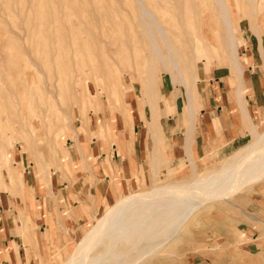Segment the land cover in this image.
<instances>
[{"label": "rangeland", "instance_id": "1", "mask_svg": "<svg viewBox=\"0 0 264 264\" xmlns=\"http://www.w3.org/2000/svg\"><path fill=\"white\" fill-rule=\"evenodd\" d=\"M138 1L155 13L178 48L182 76L194 86L193 118L188 115L183 86L173 83L170 73L154 58L138 19ZM195 1L200 4L192 5L190 24H182L175 17L184 10L174 7V0H0V154L7 151L6 156L0 155V231L6 228L2 226L5 219L9 231L17 227L16 245L4 249L6 264L65 263L84 232L121 195L187 181L192 177L191 161L195 176H202L253 141L248 120L249 136L241 147L229 154L199 158L191 147L177 152L176 141L165 130L173 118L188 134L204 104L213 101L217 77L226 72L238 85L241 81L216 6L210 0ZM229 7L239 52L247 28L254 31L264 25V0H230ZM202 11L208 17L203 27L199 21ZM193 38L200 47L190 42ZM158 44L164 53L160 39ZM48 83H55L54 102L44 95ZM40 118L46 119L43 126L37 121ZM25 121L32 122L34 133L30 134ZM70 126L78 131L79 140ZM256 126L257 132L264 131V123ZM182 132L183 128L177 134ZM101 133L107 144L122 143L125 149L130 144L127 136L142 139L144 161L135 187L120 192L116 187L117 192L98 202L93 213L74 217L59 188L62 183L70 187L76 182L82 175L76 174L79 169L92 183V164L87 157L82 161L81 151L85 154V146H92L95 139L102 141ZM78 155L77 163L69 162ZM7 173L13 178L10 187ZM15 175L20 184L14 181ZM239 190L225 202L203 201L197 214H192L194 218L213 215L216 227L204 224L195 231L183 225L176 244L172 241L159 247L146 264H264V180ZM47 196L52 198L56 215L50 234L42 235L40 254L34 251L30 256L25 246L31 247L27 234L35 228L34 203ZM48 229L45 218L41 231ZM186 256L191 257L189 263Z\"/></svg>", "mask_w": 264, "mask_h": 264}, {"label": "bare ground", "instance_id": "2", "mask_svg": "<svg viewBox=\"0 0 264 264\" xmlns=\"http://www.w3.org/2000/svg\"><path fill=\"white\" fill-rule=\"evenodd\" d=\"M194 1L174 0V7L180 6L182 10H184L183 14L180 15L178 13V15H176V21H183L182 24H190L191 7L192 5L200 4L196 3V1L195 4H192ZM210 1L216 6L217 15L222 21V26L225 27L226 44L229 49V54L232 57V62L236 71L241 76L242 68L237 56L238 42L232 27L229 7L230 0ZM252 2V5H254L255 2L251 1L250 3ZM137 4L140 9L138 19L143 27V34H145L150 41L154 58L161 62L165 71L170 73L173 83H178L183 86L184 95L188 102V115L193 118L195 113L193 110L195 104L194 86H192V82L190 84L186 82L182 76L178 61L181 55L178 48H176L170 40L171 36L167 33L165 27L161 25L155 13L154 15L150 13L141 5L140 1H138ZM255 5H258V3ZM251 7L253 9V6ZM206 20H208V17L205 15V12L202 11L199 20L202 27L207 25ZM159 39L162 41L164 53L160 50L158 44ZM190 42L197 48L201 45L195 38ZM174 72L177 73V78L174 76ZM54 85L55 83H48V85L43 87L45 90L42 88L46 97L52 98L57 95L54 93ZM42 95L41 89L40 91L38 90V97L41 98ZM52 101L54 102L53 98ZM154 104H156L155 101ZM44 120L46 119H37L42 126L45 123ZM25 122L30 134L34 133L35 130L32 122ZM192 127L193 121L186 136L185 150L191 147ZM256 127L252 124L251 131L253 141L251 143H247L237 153L221 161L220 164H214L212 169L206 174L195 176V169L192 165L193 161H191L192 177L187 181L176 182L169 185H154L152 189L147 191H138L128 195H121L115 203L109 205L108 208L96 218L91 228L84 232L80 240L76 242L75 248L67 257L66 262L62 264H146L148 259H151L154 253L158 251L159 247L167 243L170 244L172 241L176 244V241L181 237L180 234H178L179 239L175 240L176 234L183 225H185L186 229L191 228L193 230V228H196L197 230L195 231H198L199 227L204 224L216 227L218 224L213 215L199 218L193 217L197 214L195 211L201 206L203 201L207 200V203L208 200L216 201L222 199V201H224L223 199L228 198L230 195L232 196L236 191H240L239 189L264 180V131L259 133ZM70 129L74 134L73 137H77L79 140L78 131L73 129V126ZM80 149L82 150L81 147ZM27 151H29V149H27ZM6 152L7 151L3 149L0 155L6 156ZM83 156L84 154L81 151L82 161H84ZM82 164L85 165L83 162ZM10 177L9 173H7L9 187L13 182V178ZM14 181L20 184V180L16 175ZM193 213L194 215L192 216ZM254 219L256 218L254 217ZM182 232H185V229ZM208 236L212 238V234ZM170 251L173 253L172 250ZM190 258V256H186L185 262L189 263ZM261 261H264V258H262ZM155 264H171V262L159 261Z\"/></svg>", "mask_w": 264, "mask_h": 264}, {"label": "crops", "instance_id": "3", "mask_svg": "<svg viewBox=\"0 0 264 264\" xmlns=\"http://www.w3.org/2000/svg\"><path fill=\"white\" fill-rule=\"evenodd\" d=\"M242 41L243 48L237 52L242 68L240 85L232 75L226 72L217 77L213 101L204 104L205 107L200 110V116L193 123L191 150L199 158L212 153L225 155L235 151L243 145L249 136L248 126L250 123L254 126L264 123V25L260 26L259 29L255 28L254 31H251L248 27L244 32V36H242ZM99 124L100 128H103L102 122ZM181 128H183V132L177 134ZM165 130L169 134L170 140L172 142L176 141L178 145L176 151L178 152L179 148L184 150L187 128L180 126L177 122L175 123L172 118L167 121ZM101 134L103 136L102 141L93 138L95 140L92 142V146L88 145L84 148L85 154L83 157H87L92 164V170H90L92 183L87 180L83 175V171L79 169L76 174L80 173L82 175L76 182L70 187L62 183V188H59L64 204L74 217L80 215V213H93L98 202L109 198L112 192H117L116 187L119 191L135 187L136 178H138L139 170L144 161L142 157V139L137 140L134 136H127L130 144L125 149V145L122 143L107 144L103 139L104 133ZM171 147L173 148V143ZM177 157L180 158V155ZM79 158L78 155L77 158L75 157L76 160L69 162L77 163ZM27 188V185L24 186V196H27ZM37 202L38 205L34 203V210L36 211L35 219L33 218L35 222L34 234L32 232L27 234L31 241V247L29 245L25 246V250L30 256L34 251L40 254L39 246L41 245L42 235L46 237L50 234L53 216L56 215L55 205L51 197L39 198ZM61 217L62 215H60ZM45 218L50 229L43 233L41 228L42 221ZM4 222L5 225L2 224V226L6 228L0 231L1 264L7 262L3 259V256L7 253L4 249L10 246L11 243L16 245L15 238L17 237V227L9 231L8 221L6 219L5 221L2 220V223ZM10 247L13 249V246ZM20 252L21 249L17 251L16 256L18 258ZM23 254L27 259L26 252ZM12 258L15 260L14 253H12Z\"/></svg>", "mask_w": 264, "mask_h": 264}]
</instances>
